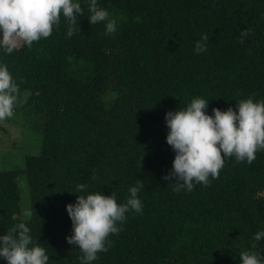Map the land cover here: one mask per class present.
I'll return each instance as SVG.
<instances>
[{"label": "trees", "instance_id": "16d2710c", "mask_svg": "<svg viewBox=\"0 0 264 264\" xmlns=\"http://www.w3.org/2000/svg\"><path fill=\"white\" fill-rule=\"evenodd\" d=\"M98 4L120 17L115 33L90 24L82 5L71 37L61 17L49 37L0 53L18 96L26 93L23 118L42 131L22 167L0 169V233L24 222L48 264H80L78 246L66 240V205L86 194L76 185L115 193L121 203L139 182L142 213L126 214L92 264H239L243 250L264 259V239L252 248L253 234L264 229V150L250 164L226 158L217 178L191 191L175 192V182L163 179L175 156L166 142L168 110L196 96L209 101V114L249 96L264 99V0ZM205 33L207 49L196 54ZM21 172L30 186L29 218L21 217Z\"/></svg>", "mask_w": 264, "mask_h": 264}, {"label": "clouds", "instance_id": "9594fccd", "mask_svg": "<svg viewBox=\"0 0 264 264\" xmlns=\"http://www.w3.org/2000/svg\"><path fill=\"white\" fill-rule=\"evenodd\" d=\"M90 24L103 22L106 34L115 33L118 19L98 0H0V53L11 54L22 42L31 47L33 42L51 35L61 17L68 27L66 36L76 31L77 14H84ZM248 36L240 33V41ZM207 34L195 41L194 53L206 51ZM19 92L18 84L6 64L0 63V120L13 116ZM209 101L196 96L183 108L168 110L165 123L168 128L166 142L175 152L172 167L163 177L174 181L173 191H191L195 183L208 185L211 178L219 176L225 159L235 157L237 162L251 163L258 150H264V99L252 96L237 101L235 109L213 108L207 112ZM223 154V155H222ZM139 182L128 188L124 202L118 203L115 193L86 192L87 184H77L74 203L66 205L72 222L69 244L78 246L82 253L80 264H92L98 252H107L111 245L110 234H118L121 224L130 211L142 213L143 204L138 196L142 188ZM30 216L29 208L23 209ZM264 239V229L253 234L255 241ZM0 258L7 264H48L46 249L35 243L30 227L18 222L5 233H0ZM239 264H264L255 251L239 252Z\"/></svg>", "mask_w": 264, "mask_h": 264}, {"label": "rangeland", "instance_id": "374dc122", "mask_svg": "<svg viewBox=\"0 0 264 264\" xmlns=\"http://www.w3.org/2000/svg\"><path fill=\"white\" fill-rule=\"evenodd\" d=\"M25 95L26 93L17 96L13 116L0 120V169L22 167L24 154L37 148L39 137H41L39 133H42L40 124L31 125V122H28L27 118L22 116L23 111L20 109L23 108L21 105L26 101ZM30 116L35 117L33 112ZM18 184L22 191L21 217L29 218L32 215V204L26 173H20ZM24 208L30 209V216L23 215Z\"/></svg>", "mask_w": 264, "mask_h": 264}]
</instances>
